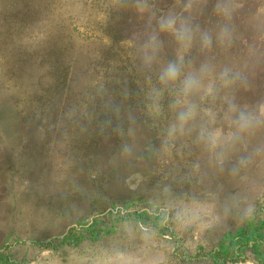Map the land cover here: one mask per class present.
<instances>
[{"label": "rangeland", "instance_id": "1", "mask_svg": "<svg viewBox=\"0 0 264 264\" xmlns=\"http://www.w3.org/2000/svg\"><path fill=\"white\" fill-rule=\"evenodd\" d=\"M237 77L264 93V0H0L2 234L66 264H204L221 241L263 264L264 132L174 111L224 125Z\"/></svg>", "mask_w": 264, "mask_h": 264}, {"label": "crops", "instance_id": "2", "mask_svg": "<svg viewBox=\"0 0 264 264\" xmlns=\"http://www.w3.org/2000/svg\"><path fill=\"white\" fill-rule=\"evenodd\" d=\"M209 55V54H207ZM215 55V54H210ZM210 55L208 56L209 58ZM198 62L194 61L193 63ZM204 66L207 70H210V66H208V63H204ZM228 72H230V69H227V71L221 72L220 74H210L211 78L212 75L217 76H225L224 74L228 75ZM189 77V76H188ZM192 80H197V78H192ZM235 84L233 86H236L234 89L232 88H225V91L223 94L226 96H229V98L233 99L235 96H238L239 105L246 104L247 108H244V110H239L238 112H226L227 119L226 123L224 125L222 122L206 113L204 108L194 110L192 108L193 104L191 102H185V101H179L178 104L174 105V111H182L185 118H186V124L193 123V125H196V129L200 135H208L210 137H214L216 135H222L225 132H228L230 135L225 136L230 139L231 143H233V140H235L238 136H243L248 133H254L251 132L252 125L258 124L260 130L259 134H262L264 132V111L262 109V106H264V93L261 91L257 85V80L254 81V83L249 84L247 81H245V84L243 85L244 80L237 77V79H234ZM233 81V83H234ZM263 83V82H262ZM243 85L242 89H239ZM261 86V84H260ZM242 91V94L240 92ZM201 105V103L199 102ZM237 105V102H236ZM255 122V123H253ZM255 128V127H254ZM220 148L223 152H220L222 154H225L227 152V148L225 146H220ZM234 156L228 157V160H232ZM227 160V161H228ZM3 227L0 224V244L3 242L6 244L12 243L10 238V234H2ZM249 243V242H248ZM253 244L256 242L253 241ZM250 245V244H249ZM258 246H261V242L258 241ZM1 247V246H0ZM256 246L252 247V250L255 249ZM263 247V246H262ZM213 249L215 251L213 252ZM264 249V247H263ZM35 252L32 250L28 251H19L17 250V247L14 245H8V247H3V250L0 249V264H66L65 258H58L57 262H53L51 258L48 256L44 257H37L34 256ZM207 258L208 262L209 260H216L215 264H239L243 263L245 264V258L243 253L240 250H236L235 248H229L228 250L225 249L224 242H218V244L215 246V248H212L210 252H208ZM36 260V261H35ZM193 260V259H192ZM208 262H205L204 264H209ZM253 262V261H251ZM194 264H198V262L194 261ZM192 263V264H193ZM68 264V262H67ZM72 264H75V262H72ZM214 264V261H213ZM253 264H261L258 261H254ZM264 264V263H263Z\"/></svg>", "mask_w": 264, "mask_h": 264}, {"label": "clouds", "instance_id": "3", "mask_svg": "<svg viewBox=\"0 0 264 264\" xmlns=\"http://www.w3.org/2000/svg\"><path fill=\"white\" fill-rule=\"evenodd\" d=\"M168 75L174 78L177 75V72L174 68L170 67L168 70Z\"/></svg>", "mask_w": 264, "mask_h": 264}]
</instances>
